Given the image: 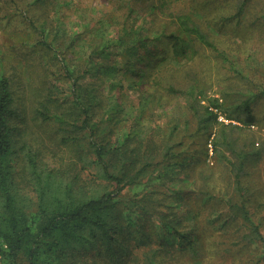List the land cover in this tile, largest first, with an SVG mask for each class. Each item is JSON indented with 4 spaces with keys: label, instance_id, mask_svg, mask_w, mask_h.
Instances as JSON below:
<instances>
[{
    "label": "trees",
    "instance_id": "obj_1",
    "mask_svg": "<svg viewBox=\"0 0 264 264\" xmlns=\"http://www.w3.org/2000/svg\"><path fill=\"white\" fill-rule=\"evenodd\" d=\"M100 1L113 35L101 29L102 17L81 33L68 31L63 20L81 16L80 0H0L2 19L22 33L15 43L40 51L36 62L46 80L30 119L53 124L56 147L48 151L58 157L49 164L38 146H16L23 113L1 64L0 264H163L173 250L202 264L208 227L226 252L264 244L242 181L246 161L260 151L237 149L226 134L228 126L250 129L257 122L250 99L230 103L227 94L207 95L197 80L177 82L181 69L191 70L177 61L195 53V41L216 50L205 27L192 11L171 12L163 23L159 15L138 19L137 6L150 2L153 11V0ZM125 87L137 96H126ZM156 109L163 120L152 119ZM194 133L206 135L203 145L227 168V190L167 187L175 179L194 182L200 153L208 157L184 147ZM209 173L205 162L198 174ZM135 186L139 191L129 192ZM204 211L209 215L197 227ZM257 259L264 264V256Z\"/></svg>",
    "mask_w": 264,
    "mask_h": 264
},
{
    "label": "rangeland",
    "instance_id": "obj_2",
    "mask_svg": "<svg viewBox=\"0 0 264 264\" xmlns=\"http://www.w3.org/2000/svg\"><path fill=\"white\" fill-rule=\"evenodd\" d=\"M87 1L80 0L82 2L79 6L81 16L69 14L70 18L66 15L69 20H63L70 33H81L87 25L93 28L94 25L99 24L98 18L107 15L103 1L92 0L90 5ZM153 3L155 8L153 11L150 2L140 3L137 6L138 19L146 22L159 15L163 23L166 20L170 21L171 12L192 11L195 22L205 27L208 37L216 47V50H212L198 41L193 43L191 51H195V53L190 54L189 57L182 56L177 61V66L184 65L186 69H191L188 72L181 69L177 78L179 85L197 80L207 86L205 90L209 96L227 94L226 99L230 103L240 102V99L244 98L250 99L257 122L251 125L250 129L247 127L244 129L242 126L240 129H234L228 126L226 134L228 140L233 139L237 142L236 145L234 143L237 149L241 148L244 152L249 149L260 151L259 156L246 161L242 181L247 187L248 199L246 203L250 213L264 234V0H166V6L161 0H153ZM207 10H212V13H208ZM49 13L51 15V11ZM1 15L0 10V65L9 69L11 78L13 77L16 106L21 115L23 113L24 120L18 126L20 132L16 136V146H19V143L21 144L23 141L38 146L44 152L43 156L47 160L46 162L53 164L58 159V157H52L48 151L50 145L56 147V140H53V135L56 134L53 124L42 123L39 119H30L35 96L40 95L39 87L41 83L44 85L46 78L43 77V74L47 71L36 62L40 51L31 49L27 52L24 48H30L28 45L16 44V38L13 36L22 33L12 32L15 26L5 22ZM101 19L105 21H101V29L105 33L111 32L110 34L113 35L114 32L109 30L110 22L103 17ZM98 31L99 28L96 32ZM168 63L169 59L167 58L161 65L164 66ZM123 90L125 95L130 98L137 96L136 91L126 89V87ZM158 115L162 120L164 119L162 112L157 109L153 112L152 119L156 120ZM232 115H236L235 112H232ZM219 116L225 117L221 113ZM167 118L169 119V117ZM224 121L240 125L234 119L224 118ZM205 136L201 133H194L186 134L184 138V147L197 146V150L200 149L203 153H208L206 159L200 153L199 165L195 161V172L192 179L197 185L195 186L192 180L175 179L167 183V187L176 190L179 188H197L199 190L202 187V189H206L205 191L214 193H218V189L227 190L228 186L225 185L228 184L226 179H229L227 168L219 162L218 156L214 155L209 143L203 145ZM224 147L228 152L231 149L234 150L229 145ZM205 162L211 173L202 178V174L200 176L198 173ZM210 186L213 187V191ZM139 189L140 186H135L129 192L139 191ZM198 197L204 198L200 193H198ZM211 198L213 197L211 196ZM180 212L184 213L183 209ZM207 215H209L207 211L199 215L196 219L197 227L205 223ZM188 217L189 214L186 213L184 218L187 220ZM206 234L207 255L202 264H262L257 258L264 256L263 243L254 242L242 249L230 247L226 252L225 245L220 244L221 237H218L216 231L208 227ZM232 258L234 259L232 260ZM197 261V258L183 253L182 250H173L172 255L165 257L163 264H199Z\"/></svg>",
    "mask_w": 264,
    "mask_h": 264
},
{
    "label": "built area",
    "instance_id": "obj_3",
    "mask_svg": "<svg viewBox=\"0 0 264 264\" xmlns=\"http://www.w3.org/2000/svg\"><path fill=\"white\" fill-rule=\"evenodd\" d=\"M219 118L224 120V117H222V116L221 117L219 116Z\"/></svg>",
    "mask_w": 264,
    "mask_h": 264
}]
</instances>
